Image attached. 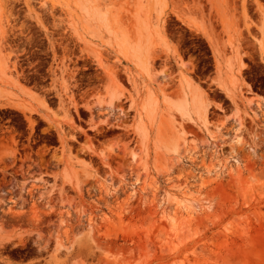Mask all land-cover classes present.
Listing matches in <instances>:
<instances>
[{
  "label": "rangeland",
  "instance_id": "374dc122",
  "mask_svg": "<svg viewBox=\"0 0 264 264\" xmlns=\"http://www.w3.org/2000/svg\"><path fill=\"white\" fill-rule=\"evenodd\" d=\"M0 264H264V0H0Z\"/></svg>",
  "mask_w": 264,
  "mask_h": 264
},
{
  "label": "crops",
  "instance_id": "0c3cea01",
  "mask_svg": "<svg viewBox=\"0 0 264 264\" xmlns=\"http://www.w3.org/2000/svg\"><path fill=\"white\" fill-rule=\"evenodd\" d=\"M184 91H188L186 94H185V99L184 101H186V105L189 104V103H193L195 101V97L197 95V90L194 86H192L191 84L188 86V84L186 83L185 84V87H184ZM193 119V116L191 117ZM195 118V117H194ZM191 120V119H190Z\"/></svg>",
  "mask_w": 264,
  "mask_h": 264
},
{
  "label": "bare ground",
  "instance_id": "6f19581e",
  "mask_svg": "<svg viewBox=\"0 0 264 264\" xmlns=\"http://www.w3.org/2000/svg\"><path fill=\"white\" fill-rule=\"evenodd\" d=\"M136 35V34H135ZM127 38V37H126ZM134 47H132V48H134L133 49V51L135 52V54L137 53V52H140L141 51V39H140V37H139V35L137 34V36H136V41H134ZM133 46V45H132ZM133 56H135V57H138V56H136V55H133ZM141 62H143L142 60H141ZM171 143V142H170ZM173 143V142H172ZM175 147V146H174ZM173 147V148H174ZM167 217H169V216H167ZM170 220L169 221H172L173 222V219L170 217L169 218Z\"/></svg>",
  "mask_w": 264,
  "mask_h": 264
}]
</instances>
